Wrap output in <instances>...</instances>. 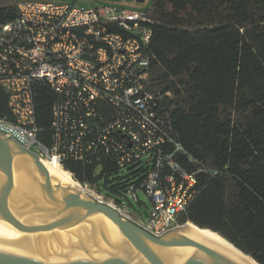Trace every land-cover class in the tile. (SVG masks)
<instances>
[{
  "label": "trees",
  "instance_id": "trees-1",
  "mask_svg": "<svg viewBox=\"0 0 264 264\" xmlns=\"http://www.w3.org/2000/svg\"><path fill=\"white\" fill-rule=\"evenodd\" d=\"M17 3L0 0V26L16 18ZM141 13L148 20L141 26L150 31L143 46L146 90L185 153L173 154L172 143L160 149L188 173H215L196 175L194 197L176 221L208 230L251 264H264V0H151ZM109 30L129 37L117 27ZM32 91L37 140L49 147L56 97L44 81L34 82ZM7 101L0 89V120L12 122ZM125 168L138 177L135 184L113 185L120 168L101 152L86 163L62 164L106 199L99 186L116 194L130 186L143 191L154 169L142 160ZM160 173L172 175L165 162Z\"/></svg>",
  "mask_w": 264,
  "mask_h": 264
},
{
  "label": "built area",
  "instance_id": "built-area-1",
  "mask_svg": "<svg viewBox=\"0 0 264 264\" xmlns=\"http://www.w3.org/2000/svg\"><path fill=\"white\" fill-rule=\"evenodd\" d=\"M147 4L143 0V7ZM16 7V18L0 26V89L7 94L13 117L12 122L0 120V125L21 134L25 148L39 160H53L61 169L65 160L86 163L97 152L113 158L120 169L141 160L152 164L154 169L141 184L153 205L145 224L106 202L90 184L76 183L154 236L180 227L176 216L194 197L196 175L209 171L188 173L172 159L175 152L185 151L170 139V125L155 111L157 98L146 90L143 46L150 31L141 26L148 23L141 10L109 3L80 7L18 2ZM110 26L129 37L111 32ZM36 81L46 82L56 97L49 147L37 140L32 91ZM165 143L173 144L172 155L161 151ZM163 162L172 175L161 176ZM136 192L130 186L128 194L135 201Z\"/></svg>",
  "mask_w": 264,
  "mask_h": 264
},
{
  "label": "water",
  "instance_id": "water-1",
  "mask_svg": "<svg viewBox=\"0 0 264 264\" xmlns=\"http://www.w3.org/2000/svg\"><path fill=\"white\" fill-rule=\"evenodd\" d=\"M25 143L0 125V264H242L184 224L154 236L79 185L58 183Z\"/></svg>",
  "mask_w": 264,
  "mask_h": 264
},
{
  "label": "rangeland",
  "instance_id": "rangeland-1",
  "mask_svg": "<svg viewBox=\"0 0 264 264\" xmlns=\"http://www.w3.org/2000/svg\"><path fill=\"white\" fill-rule=\"evenodd\" d=\"M17 1L18 2L55 3V4H73V5L80 6V7H94V6H97L103 3V0H17ZM150 2L149 4H147L148 6L144 7L143 9H148L150 6ZM72 180L75 183L77 182L73 178ZM137 180H138V177H135L132 175V170L123 168V169H120L116 175H114V180L112 184L113 185H121V184L130 185V184H135ZM98 185H103V183L100 182ZM79 186L83 187L82 185H79ZM99 190L105 196L107 195L109 199L116 202L117 205L120 206L121 209H123L122 212L124 214H127L134 220H140L142 224H145V222L148 219L149 211L152 209L153 205H152L151 200L145 195V193L142 190H138L136 192L138 202H136L133 196L128 193H123V192H121L120 194L111 193L109 191H105L103 187L101 186H99ZM91 192L93 193V191ZM104 199L106 202L109 201V203L111 201L106 198Z\"/></svg>",
  "mask_w": 264,
  "mask_h": 264
},
{
  "label": "bare ground",
  "instance_id": "bare-ground-1",
  "mask_svg": "<svg viewBox=\"0 0 264 264\" xmlns=\"http://www.w3.org/2000/svg\"><path fill=\"white\" fill-rule=\"evenodd\" d=\"M41 161H43L44 163L49 165L52 169H54L58 174H60L62 176L58 183H61V181L64 178L68 183H70L69 186L72 185L73 187L80 189V187L72 180L70 174L68 172L64 171L63 169H61L55 161H53V160L48 161V160H44V159H41ZM41 164L44 166V168L46 169V171L49 175L48 169L45 167V165L42 162H41ZM49 177H50V175H49ZM183 228L191 231L193 234L198 236L200 239H202L207 244L225 252L226 254L230 255L231 257H233L237 261L241 262L242 264H251L248 260H246L241 255V253L239 254L237 252V250L235 251L232 247H230L227 243H225L221 238H219L214 233H212L208 230H205V229H200L191 223L184 224Z\"/></svg>",
  "mask_w": 264,
  "mask_h": 264
},
{
  "label": "crops",
  "instance_id": "crops-1",
  "mask_svg": "<svg viewBox=\"0 0 264 264\" xmlns=\"http://www.w3.org/2000/svg\"><path fill=\"white\" fill-rule=\"evenodd\" d=\"M147 1L148 4L150 0H144ZM109 3L112 6L118 8V9H132V10H144L143 8V0H103V3ZM148 6V5H147Z\"/></svg>",
  "mask_w": 264,
  "mask_h": 264
}]
</instances>
